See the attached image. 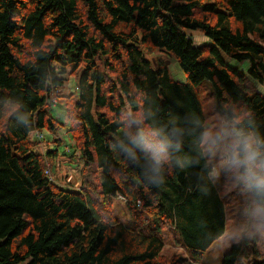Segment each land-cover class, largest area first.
<instances>
[{
    "label": "trees",
    "instance_id": "trees-1",
    "mask_svg": "<svg viewBox=\"0 0 264 264\" xmlns=\"http://www.w3.org/2000/svg\"><path fill=\"white\" fill-rule=\"evenodd\" d=\"M205 85L241 139L219 183ZM261 89L264 0H0V264H202L250 224L249 197L264 223ZM222 264H264L258 237Z\"/></svg>",
    "mask_w": 264,
    "mask_h": 264
},
{
    "label": "rangeland",
    "instance_id": "rangeland-1",
    "mask_svg": "<svg viewBox=\"0 0 264 264\" xmlns=\"http://www.w3.org/2000/svg\"><path fill=\"white\" fill-rule=\"evenodd\" d=\"M188 34L195 39L197 44H201L205 42V38L201 33H190ZM166 61L168 62V67L174 77L175 80L179 82H185L186 77L183 74L178 62L171 58L166 54H161ZM246 68V67H245ZM77 79L70 78V80L66 84V88L63 93H68L71 87L75 86V81ZM206 84V83H204ZM203 84V85H204ZM209 84V83H207ZM206 89L204 90V94H201L202 100L205 105V113H206V140H205V152L210 162L213 163L215 168L214 181L219 183L223 177L225 176L227 170H229L233 164V158L236 155V148L241 145V139L238 136L235 126L231 124L228 119L219 114L217 112V99L215 97L212 86L205 85ZM264 92V89H261ZM60 106H54L52 108V114L55 119H58L63 124H66L67 121L63 116ZM62 138V147L61 152H66L68 155V148L72 147V141L70 138L64 134L62 131L59 133ZM219 136V143L216 142V137ZM47 140L51 141L53 137L50 134H45ZM56 137V136H55ZM245 157L248 161V168L245 174V178L247 182L249 180L256 179L258 177V170L252 164L249 153L245 154ZM65 164H69L66 158L64 157ZM62 162V161H61ZM62 168V167H60ZM68 183L75 185L79 188V183L77 178L75 177V171L70 168L69 177L66 180ZM66 183V184H68ZM252 211L250 216V224L248 226H244V229H239L235 224H229L227 235L224 236L221 240L216 242L211 249H209L203 259L202 264H222V260L224 258V254L230 249V246L238 242L242 237L248 236L253 237L256 236L259 239V246L262 254H264V223L262 215L258 212L257 209L253 207L252 198L249 197ZM113 210L120 215H123L125 212V208L119 202L113 203ZM181 250L177 247H174L172 243H166V247L164 248L163 255L168 261L175 259V257L181 255ZM185 253V252H184ZM185 256H188L185 253ZM179 258V257H178ZM173 261V260H172Z\"/></svg>",
    "mask_w": 264,
    "mask_h": 264
},
{
    "label": "clouds",
    "instance_id": "clouds-1",
    "mask_svg": "<svg viewBox=\"0 0 264 264\" xmlns=\"http://www.w3.org/2000/svg\"><path fill=\"white\" fill-rule=\"evenodd\" d=\"M246 147H247V150L248 151H251L252 150V146L251 145H247Z\"/></svg>",
    "mask_w": 264,
    "mask_h": 264
}]
</instances>
